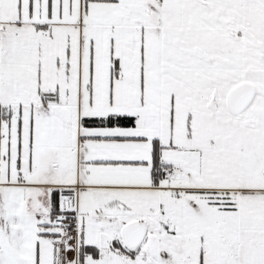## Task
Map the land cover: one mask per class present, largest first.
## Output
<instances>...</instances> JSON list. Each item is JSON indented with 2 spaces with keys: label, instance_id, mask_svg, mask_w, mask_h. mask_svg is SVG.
Returning <instances> with one entry per match:
<instances>
[{
  "label": "snow or ice",
  "instance_id": "6c2138e0",
  "mask_svg": "<svg viewBox=\"0 0 264 264\" xmlns=\"http://www.w3.org/2000/svg\"><path fill=\"white\" fill-rule=\"evenodd\" d=\"M0 264H264V0H0Z\"/></svg>",
  "mask_w": 264,
  "mask_h": 264
}]
</instances>
